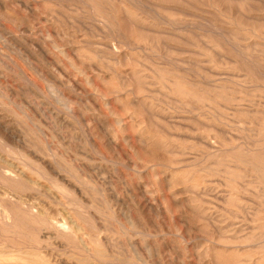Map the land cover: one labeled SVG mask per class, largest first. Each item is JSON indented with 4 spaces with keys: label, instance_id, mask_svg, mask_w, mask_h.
I'll return each mask as SVG.
<instances>
[{
    "label": "rangeland",
    "instance_id": "rangeland-1",
    "mask_svg": "<svg viewBox=\"0 0 264 264\" xmlns=\"http://www.w3.org/2000/svg\"><path fill=\"white\" fill-rule=\"evenodd\" d=\"M0 264H264V0H0Z\"/></svg>",
    "mask_w": 264,
    "mask_h": 264
},
{
    "label": "bare ground",
    "instance_id": "bare-ground-1",
    "mask_svg": "<svg viewBox=\"0 0 264 264\" xmlns=\"http://www.w3.org/2000/svg\"><path fill=\"white\" fill-rule=\"evenodd\" d=\"M94 13H95V12H94ZM150 117H151V116H150ZM4 133H5V132H4ZM6 170H8V169H6ZM5 173H6V172H5ZM13 203H14V202H13ZM15 209H16V208H15ZM18 209H19V208H18ZM38 211H39V210H38ZM40 211H41V209H40ZM27 212H29V211H27ZM22 213H23V212H22ZM22 213H21V215H22ZM27 214H29V213H27ZM30 214H31V213H30ZM30 214H29V215H30ZM38 214H39V213H38ZM52 214H53V213H52ZM40 215H41V214H40ZM23 217H24V216H23ZM23 217H21V218H23ZM53 217H55V216H53ZM132 219H133V218H132ZM69 220H70V219H69ZM13 221L15 222V220H13ZM32 221H33V220H32ZM54 222H55V221H53V223H54ZM68 223H70V222H68ZM17 224H18V223H17ZM62 224H63V222H62ZM20 225L23 227L22 224H20ZM25 225H26V224H25ZM49 225H50V224H49ZM49 225H48V226H49ZM54 225H55V224H54ZM65 226L67 227V225H65ZM75 226H76V225H75ZM62 227H63V226H62ZM68 227H69V226H68ZM24 228H25V227H24ZM49 228H50V226H49ZM52 228H53V227H52ZM63 228H65V227H63ZM54 229H55V228H54ZM54 229H53V230H54ZM60 229H61V228H60ZM53 230H52V231H53ZM20 231H21V230H20ZM44 231H45V230H44ZM58 231H59V229H58ZM37 233H38V231H37ZM59 233H60V232H59ZM45 234H47V233H45ZM50 234H51V233H50ZM50 234H49V235H50ZM56 234H57V232H56ZM57 235H60V234H57ZM37 236H38V235H36V238H37ZM43 236H44V235H43ZM38 237H39V236H38ZM54 237H55V236H54ZM28 238H29V237H28ZM39 238H40V237H39ZM41 238H42V237H41ZM43 238H44V237H43ZM33 239H35V238L33 237ZM44 239H45V238H44ZM40 241H41V240H40ZM44 241H45V240H44ZM83 243H84V242H83ZM23 256H24V255H23ZM14 257H15V256H14ZM53 257H54V256H53ZM10 259H11V257H10ZM19 259H21V258H19ZM24 259H26V258H24ZM15 260H16V258H15ZM7 261H8V260H7ZM28 261H29V260H28ZM24 262H25V261H24ZM2 263H3V262H2Z\"/></svg>",
    "mask_w": 264,
    "mask_h": 264
}]
</instances>
